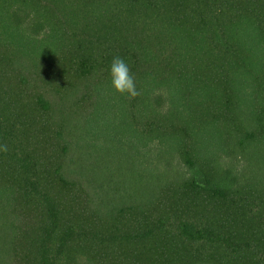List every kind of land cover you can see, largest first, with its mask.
I'll return each instance as SVG.
<instances>
[{
  "label": "trees",
  "instance_id": "1",
  "mask_svg": "<svg viewBox=\"0 0 264 264\" xmlns=\"http://www.w3.org/2000/svg\"><path fill=\"white\" fill-rule=\"evenodd\" d=\"M0 145V264H264V0H0Z\"/></svg>",
  "mask_w": 264,
  "mask_h": 264
},
{
  "label": "clouds",
  "instance_id": "2",
  "mask_svg": "<svg viewBox=\"0 0 264 264\" xmlns=\"http://www.w3.org/2000/svg\"><path fill=\"white\" fill-rule=\"evenodd\" d=\"M110 74L112 86L121 95H127L130 99L140 95L135 77L131 74L130 68L123 58L119 56L113 58ZM0 151L7 152V145H0Z\"/></svg>",
  "mask_w": 264,
  "mask_h": 264
}]
</instances>
